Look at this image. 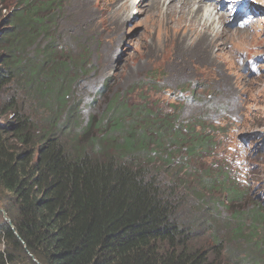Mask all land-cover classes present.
<instances>
[{"label":"trees","instance_id":"16d2710c","mask_svg":"<svg viewBox=\"0 0 264 264\" xmlns=\"http://www.w3.org/2000/svg\"><path fill=\"white\" fill-rule=\"evenodd\" d=\"M67 1L0 0V264H222L221 243L214 257L190 247L162 177L181 152L210 154L211 134L148 95L131 99L136 88L84 123L75 94L94 68L83 37L60 31ZM21 101L46 114L33 119ZM220 177L211 189L240 199ZM256 242L240 264H264V235Z\"/></svg>","mask_w":264,"mask_h":264},{"label":"rangeland","instance_id":"374dc122","mask_svg":"<svg viewBox=\"0 0 264 264\" xmlns=\"http://www.w3.org/2000/svg\"><path fill=\"white\" fill-rule=\"evenodd\" d=\"M244 2L253 18L246 33L239 35L238 26L232 27L235 9L223 23L229 36L211 37L210 43L188 29L170 30L168 21L178 13H166L159 0H68L59 20L64 37H83L91 52L94 71L75 94L84 123L101 117L111 99L131 88H136L131 99L143 103L141 96L148 95L183 120L204 123L216 147L200 159L181 152L169 171L163 168L162 177L174 189L180 222L193 231L190 247L214 257L216 241L221 243L222 264H240L237 260L253 252L264 235V0H239ZM151 80L152 86H145ZM16 90L11 87L5 97ZM23 103V112L33 119L46 114ZM220 176L236 183L240 199L227 201L224 191L211 189ZM6 217L0 212V224Z\"/></svg>","mask_w":264,"mask_h":264},{"label":"bare ground","instance_id":"6f19581e","mask_svg":"<svg viewBox=\"0 0 264 264\" xmlns=\"http://www.w3.org/2000/svg\"><path fill=\"white\" fill-rule=\"evenodd\" d=\"M159 1L166 6V13L171 10H175V13H178V18L174 15L168 21L169 24L172 22L170 30L177 28L176 31L182 32L183 30L188 29L192 32V34L209 43L211 42L210 40H212L210 39L211 37L223 38L229 36V32L223 27V23L227 19H230L233 10L236 9L237 13L244 11L249 12L250 14V11L246 9L247 5L244 4L245 6L241 7V5L236 3L234 0H227V2L214 0V4L208 7L203 5L205 0H167L176 2L172 5H165L166 0ZM133 4L135 3L133 2ZM221 6L223 9H226L225 12L217 11ZM229 6L233 7L231 12L228 10ZM186 15L188 17H186ZM261 22L262 21L260 20L259 23L261 24ZM238 28L239 35H244L247 31L246 28ZM254 28L255 27H253V29Z\"/></svg>","mask_w":264,"mask_h":264},{"label":"water","instance_id":"95a60500","mask_svg":"<svg viewBox=\"0 0 264 264\" xmlns=\"http://www.w3.org/2000/svg\"><path fill=\"white\" fill-rule=\"evenodd\" d=\"M236 23H237V20H235L234 21V23H233V26H235L236 25ZM0 212L6 217V213H5V211L2 209V208H0ZM7 218V217H6ZM6 221H7V223H10V220L7 218L6 219ZM32 257V256H31ZM35 261V260H34ZM36 262V261H35Z\"/></svg>","mask_w":264,"mask_h":264}]
</instances>
